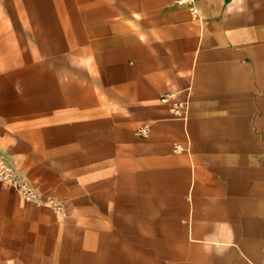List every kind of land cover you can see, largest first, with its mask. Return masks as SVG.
I'll list each match as a JSON object with an SVG mask.
<instances>
[{
    "label": "crops",
    "instance_id": "crops-1",
    "mask_svg": "<svg viewBox=\"0 0 264 264\" xmlns=\"http://www.w3.org/2000/svg\"><path fill=\"white\" fill-rule=\"evenodd\" d=\"M195 5L0 0V264L264 263V0Z\"/></svg>",
    "mask_w": 264,
    "mask_h": 264
},
{
    "label": "built area",
    "instance_id": "built-area-1",
    "mask_svg": "<svg viewBox=\"0 0 264 264\" xmlns=\"http://www.w3.org/2000/svg\"><path fill=\"white\" fill-rule=\"evenodd\" d=\"M179 5H188L194 16H197L198 10L195 5V0H174ZM168 96H163L162 100H167ZM143 128L142 131H145ZM0 179L9 182L11 186L16 188L23 196L29 200L40 201L41 195L32 186L23 179L16 169L5 162L0 156ZM264 264V263H263Z\"/></svg>",
    "mask_w": 264,
    "mask_h": 264
}]
</instances>
